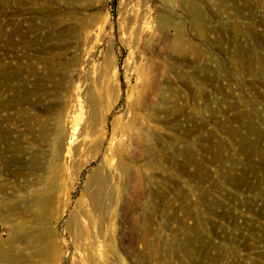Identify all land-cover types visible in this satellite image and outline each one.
<instances>
[{"label":"rangeland","instance_id":"rangeland-1","mask_svg":"<svg viewBox=\"0 0 264 264\" xmlns=\"http://www.w3.org/2000/svg\"><path fill=\"white\" fill-rule=\"evenodd\" d=\"M0 264H264V0H0Z\"/></svg>","mask_w":264,"mask_h":264},{"label":"bare ground","instance_id":"bare-ground-1","mask_svg":"<svg viewBox=\"0 0 264 264\" xmlns=\"http://www.w3.org/2000/svg\"><path fill=\"white\" fill-rule=\"evenodd\" d=\"M27 111V110H26ZM28 115V114H27ZM34 117V116H33ZM25 119H27V118H25ZM29 120H30V118H28ZM28 122V121H27ZM68 153H70V151H68Z\"/></svg>","mask_w":264,"mask_h":264}]
</instances>
